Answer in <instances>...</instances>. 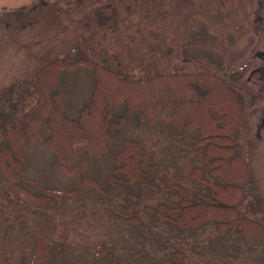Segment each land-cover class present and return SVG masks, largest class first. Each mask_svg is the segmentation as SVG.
I'll return each mask as SVG.
<instances>
[{"label":"rangeland","instance_id":"1","mask_svg":"<svg viewBox=\"0 0 264 264\" xmlns=\"http://www.w3.org/2000/svg\"><path fill=\"white\" fill-rule=\"evenodd\" d=\"M245 3L0 0V144L6 123L35 107L36 73L74 50L75 57L103 63L121 75L178 67L211 72L243 99L244 118L233 137V153L245 162L247 179L239 184L242 191L234 207L263 227L258 236L242 239L218 232L212 223L188 229L169 222L154 224L159 204L174 205L168 199L175 191L171 185L179 186L178 195L185 199L199 193L203 185L192 177L195 168L207 181L222 179L210 175L196 136L161 122L151 127L137 124L131 113L123 137L139 143L144 169L155 166L144 182L134 185L112 187L106 181L120 139H113L101 155L79 156L75 166L80 171L74 175L55 173L56 154L39 137L28 136L22 187L34 194L46 189L79 193L60 201L50 198L40 207L22 201L0 181V264H31L39 246L49 253L38 264H264V127L257 129L264 119V92L247 78L264 51V35L255 34L254 22L243 19ZM236 68H243V74L234 73ZM95 80L88 67L60 74L57 84L67 117H79ZM122 113L112 111L113 117ZM42 132L47 137L46 127ZM87 177L101 192L84 186ZM127 193L137 197L131 213L135 223L124 221L130 216L124 210Z\"/></svg>","mask_w":264,"mask_h":264},{"label":"trees","instance_id":"2","mask_svg":"<svg viewBox=\"0 0 264 264\" xmlns=\"http://www.w3.org/2000/svg\"><path fill=\"white\" fill-rule=\"evenodd\" d=\"M75 54L74 50L67 58L45 64L35 76L39 91L35 107L6 123L4 142L0 144V181L10 186L16 197L41 207L50 198L60 201L65 195L79 193L46 189L34 194L22 187L21 174L26 163L23 149L31 134L56 154L55 173L74 175L80 171L75 166L79 156L101 155L113 139H120L121 149L113 155L107 183L115 187L144 182L155 166L149 164L144 169L140 163L139 143L123 137L126 116L133 113L137 124L151 127L161 122L196 136L195 145L204 148L202 160L210 175L222 179L220 183L207 181L200 178V169L195 168L192 177L203 185L199 193L193 199H185L178 195L179 186L171 185L175 191L169 193L168 199L174 205L159 204V210L153 213L154 224L169 222L177 229H188L212 223L218 232L235 234L242 239L256 237L263 231L258 222L246 218L234 207L242 191L239 184L247 179L245 162L233 153V137L244 118L239 92L207 71H185L178 67L172 72L121 75L103 63L75 57ZM71 57L74 59L68 61ZM81 67L91 69L96 80L81 114L71 118L64 113L57 81L60 74ZM241 70L236 68L234 73L241 74ZM117 109H122L123 113L113 117L112 111ZM45 127L48 135L43 138ZM82 181L84 186L101 192L92 178ZM126 197L128 203L124 210L130 216L124 221L135 223L137 220L131 213L137 197L132 193H127ZM146 211L152 215L150 208ZM48 253L47 248L37 247L31 264L40 263Z\"/></svg>","mask_w":264,"mask_h":264},{"label":"flooded vegetation","instance_id":"3","mask_svg":"<svg viewBox=\"0 0 264 264\" xmlns=\"http://www.w3.org/2000/svg\"><path fill=\"white\" fill-rule=\"evenodd\" d=\"M245 5H248V9H244L243 19L249 18L254 22L253 31L257 35H264V0H245ZM261 48V47H260ZM258 64L249 72L248 81L252 83L254 87H258L259 92H264V51L258 54ZM243 74V68H241ZM264 127V119L261 120L257 126V129Z\"/></svg>","mask_w":264,"mask_h":264}]
</instances>
